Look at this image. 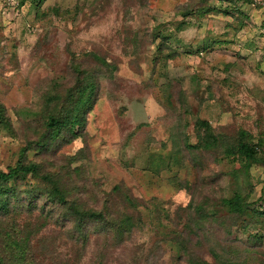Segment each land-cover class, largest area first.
Returning <instances> with one entry per match:
<instances>
[{
	"label": "rangeland",
	"instance_id": "rangeland-1",
	"mask_svg": "<svg viewBox=\"0 0 264 264\" xmlns=\"http://www.w3.org/2000/svg\"><path fill=\"white\" fill-rule=\"evenodd\" d=\"M22 1L16 13L0 1V105L15 134L0 130V170L16 166L34 142L29 129L38 121L18 113L34 109L50 80L73 85L75 59L99 73V95L83 138L49 162L62 176L67 167L80 169L81 199L97 209L108 203L116 218L134 223L122 243L92 228L83 248L69 227H43L40 213L24 214L21 228L41 229L35 264H187L183 244L214 264L187 243L203 238L187 230L198 204L228 220L221 236L229 242L257 233L255 226L239 232L220 201L243 189L252 192V208L264 210V165L243 174V164L220 149L198 153L195 162L179 142H199V120L226 138L244 130L255 144L264 141V0ZM182 22L189 26L178 31ZM158 28L172 33V50L158 51Z\"/></svg>",
	"mask_w": 264,
	"mask_h": 264
},
{
	"label": "trees",
	"instance_id": "trees-1",
	"mask_svg": "<svg viewBox=\"0 0 264 264\" xmlns=\"http://www.w3.org/2000/svg\"><path fill=\"white\" fill-rule=\"evenodd\" d=\"M20 2L21 9L24 2ZM191 14L184 12L185 17ZM188 26L182 22L177 30ZM171 34L158 28L154 40L160 41L159 52L172 50L169 47ZM176 56L174 53L171 58ZM75 61L71 67L73 85L50 80L39 91L34 109L18 113L25 119L38 121L39 126L29 129L34 142L23 151L16 166L9 167L7 172L0 170V264H35L37 245L34 241L41 229L30 225L21 228L19 221L24 214L40 213L43 227L48 224L69 227L70 240L82 244L83 248L90 241L92 228L105 235L114 233L121 243L130 237L134 229L133 219L130 216L116 218L108 203L97 209L81 199L82 188L77 182L81 178L80 169L70 172V167H67L62 176L58 165L49 162L50 157L59 155L63 149L83 138L88 113L99 95V73L85 70ZM104 65L107 66L106 62ZM164 91L171 96L169 85ZM187 99V93L180 92L179 103L188 114ZM5 114L4 107L0 105V130L15 137ZM196 129L199 134L196 145H190L187 138H181L179 142L195 162L198 153L220 149L225 158L243 164V174H248L254 165H264V141L255 144L253 136L247 131L242 130L236 138L230 139L217 134L209 122L202 120L197 122ZM29 152L38 159H31ZM251 193L240 189L232 197L221 199L220 208L238 222L239 232L245 234L251 226H255L259 228L257 233L243 239L234 237L229 242L226 236H221L227 230L224 224L228 220L222 221L218 211L208 213L203 204H198L187 230L191 235H202L203 238H198L196 242L187 240V243L196 250H206L214 264H264V210L252 208ZM182 246L184 255L188 257L187 264H211L191 255L186 244Z\"/></svg>",
	"mask_w": 264,
	"mask_h": 264
},
{
	"label": "built area",
	"instance_id": "built-area-1",
	"mask_svg": "<svg viewBox=\"0 0 264 264\" xmlns=\"http://www.w3.org/2000/svg\"><path fill=\"white\" fill-rule=\"evenodd\" d=\"M3 6L4 10H11L13 12H19L18 6H19V0H0Z\"/></svg>",
	"mask_w": 264,
	"mask_h": 264
}]
</instances>
